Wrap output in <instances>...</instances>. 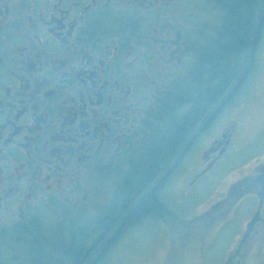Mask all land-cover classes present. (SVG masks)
<instances>
[{
	"label": "flooded vegetation",
	"instance_id": "af4514ba",
	"mask_svg": "<svg viewBox=\"0 0 264 264\" xmlns=\"http://www.w3.org/2000/svg\"><path fill=\"white\" fill-rule=\"evenodd\" d=\"M219 3L226 0H0V242L37 221L51 234L38 211H60L80 194L87 200L91 184L95 223H110L95 241L99 253L124 232L178 217L180 202L227 152L234 131L211 138L207 130L231 89L215 105L206 94L198 116L191 105L202 93L197 71L211 66L218 33L207 23L198 31L196 21L210 22ZM259 15L232 84L236 99L254 67L264 0ZM188 112L184 134L167 144L172 123ZM197 143L198 171L180 184ZM260 159L236 181L228 207L224 194L193 216L218 223L236 207V242L224 264H256L254 252L264 264Z\"/></svg>",
	"mask_w": 264,
	"mask_h": 264
},
{
	"label": "rangeland",
	"instance_id": "374dc122",
	"mask_svg": "<svg viewBox=\"0 0 264 264\" xmlns=\"http://www.w3.org/2000/svg\"><path fill=\"white\" fill-rule=\"evenodd\" d=\"M259 13L260 8L253 16L250 34L254 31ZM221 16L220 11L213 5L210 22L205 21L204 16L203 19L198 17L197 30L204 31L207 23L210 30L215 32L222 24ZM244 56L245 52L238 60V73L243 68ZM246 79L241 95L236 99L235 91L228 104H224L214 118L211 128L207 129L210 130L211 138H215L219 130H234L227 152L208 173L198 179L191 188L188 198L180 202L181 206L177 209L178 217L170 216L171 220L167 218L164 222L168 221V224L144 223L131 231L124 232L122 238L110 247L105 257L97 264H224L227 252L236 242V207L231 210L229 219L225 217L218 223L199 221L193 216L195 213L200 215V212L202 213L209 205L223 200L224 194L228 197L225 205L228 207L234 200L230 196L236 192V181H243L244 177L252 174L262 160L260 157L264 155V21L254 67ZM199 144L194 146L196 149L191 153L187 163V173L184 172L177 178L180 184L190 176L194 167L196 172L198 171L203 147ZM94 194L95 189L91 184L87 200L82 201L83 195L80 194L76 203L70 201L69 204H64L60 211L56 208L52 211L48 209L38 211L39 216L49 222L47 226L51 230L59 228L64 220L75 226H88L95 223L98 218ZM249 209V206L244 208L245 211ZM47 210L52 214L51 216ZM11 227L13 226H5L3 229ZM11 247L16 257V263L11 262V264H28L24 262L26 256L29 258V254L24 255L23 244L13 242ZM45 254L48 259H51L52 254V262H56L59 258V253L54 252L53 255L49 250ZM7 255V250L0 251L2 259ZM252 256L256 258V264H259V257H256L255 252ZM230 264H236V258ZM246 264H252L250 258Z\"/></svg>",
	"mask_w": 264,
	"mask_h": 264
},
{
	"label": "trees",
	"instance_id": "16d2710c",
	"mask_svg": "<svg viewBox=\"0 0 264 264\" xmlns=\"http://www.w3.org/2000/svg\"><path fill=\"white\" fill-rule=\"evenodd\" d=\"M261 7L262 0H226L225 4L219 3L218 9L224 16L222 24L215 31L218 33L211 39V66L203 65L196 75L197 90H202V93L198 94L191 103L196 116L207 106L204 104L206 96L213 99V105H215V99L222 95L226 88L231 89L227 102L225 101L227 104L235 94L236 85L232 84L238 74V60L248 45V34L252 32L253 16L256 10ZM263 20L264 16L261 19V29L259 30H263ZM172 124L171 130L164 136V141L167 144L173 141L177 132H180L181 136L184 134L182 129H185L189 124V112L179 122ZM139 214L140 212L136 215L139 216ZM109 226V220L102 221L99 225L93 223L80 227L71 222H63L50 234L43 222H37L35 227L21 228L17 235L9 236L0 242V251H8L5 259L0 257V264L16 263V257L13 255L11 247L13 242L23 244L24 255L29 254V258L25 255L26 260L24 261L28 264H85L97 248L95 241L98 236L103 235ZM111 246H107L95 258L91 259L90 264H97L102 260ZM48 250L53 255L54 252L59 253L56 262H52V254L51 259L47 258L45 253Z\"/></svg>",
	"mask_w": 264,
	"mask_h": 264
},
{
	"label": "water",
	"instance_id": "95a60500",
	"mask_svg": "<svg viewBox=\"0 0 264 264\" xmlns=\"http://www.w3.org/2000/svg\"><path fill=\"white\" fill-rule=\"evenodd\" d=\"M259 18H260V15L257 16V19L259 21ZM256 182H259L260 184H264V167H262V174L255 180ZM264 186V185H263ZM263 198H264V187L262 189V192L261 194L259 195V199H260V202H259V206H258V210H257V214L259 213V210L261 208V205H262V201H263ZM255 215V217L252 219L251 223L249 224L248 226V229L253 227L254 224L257 222L258 220V215ZM99 251L96 250L95 252L92 253V255L88 258L87 262L85 264H90V261L92 259L93 256H95L97 254V252Z\"/></svg>",
	"mask_w": 264,
	"mask_h": 264
}]
</instances>
